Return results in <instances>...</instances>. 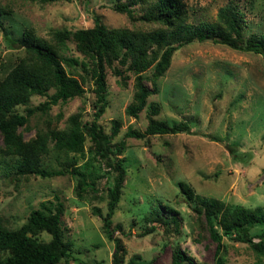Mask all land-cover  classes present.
<instances>
[{"label": "rangeland", "instance_id": "obj_1", "mask_svg": "<svg viewBox=\"0 0 264 264\" xmlns=\"http://www.w3.org/2000/svg\"><path fill=\"white\" fill-rule=\"evenodd\" d=\"M116 0H0L10 10L0 16V78L23 53L22 30L32 27L40 36L53 28L71 30L93 25L97 14L109 28H141L148 30L154 23L140 19L141 11L135 6V16L113 9ZM187 6V23H209L216 19L217 11L226 4L235 5L243 15L244 36L255 33L264 35V0H183ZM3 34L13 39V44L2 39ZM66 55L81 60L74 45L67 43ZM123 79L106 68L108 108L97 120L106 133L110 132L112 119L120 121L112 145L122 142L126 177L119 202L111 218L114 238L122 247V264H171L174 245L196 264H216V242L210 237L202 217L192 211L190 204L181 198L177 183L185 182L194 193L206 198H216L228 205L264 209V60L251 51L233 49L206 38L179 45L171 63L159 78L156 86L149 79L143 83L152 91L137 117L127 115L126 105L133 94L134 76L117 62ZM76 68H78L76 66ZM153 67L142 72L150 77ZM127 74V77L124 75ZM85 77L86 92L66 102L50 105L36 111L28 118V128H19L25 140L35 135L38 128L57 125L64 128L66 119L76 112L82 121H89L93 114V82ZM156 91L153 92V88ZM32 95L28 106L35 107L47 99ZM157 105L155 118L169 123L184 121L188 132L154 134L144 138L125 136L127 128L143 131L148 122L150 105ZM23 113L24 107L17 106ZM2 144L0 137V146ZM51 142H49V145ZM88 143L85 145L87 148ZM233 151L230 153L228 148ZM114 151L113 146H111ZM52 150V149H51ZM43 159L45 170L60 168L72 154L51 151ZM76 156V167L85 162L95 171L93 189L77 195L76 180L70 175H53L42 178L20 175L0 159V215L22 223L32 208L41 201L63 204L61 227L63 239L69 242L68 263L58 264H110L114 241L107 239L101 229V215L106 212V191L112 185L113 172L99 159ZM113 160V155H111ZM87 158V159H86ZM7 162L10 160L7 159ZM158 205L161 215L176 214L177 231L163 226L147 234L145 228L155 224L152 209ZM166 207L172 209L168 212ZM169 209V210H170ZM171 211V210H170ZM18 225V224H17ZM119 226V228L117 227ZM220 232L219 225L215 226ZM253 227L248 233H257ZM45 240L49 236L42 232ZM222 264H264V256L255 253L248 242L221 240Z\"/></svg>", "mask_w": 264, "mask_h": 264}, {"label": "trees", "instance_id": "obj_2", "mask_svg": "<svg viewBox=\"0 0 264 264\" xmlns=\"http://www.w3.org/2000/svg\"><path fill=\"white\" fill-rule=\"evenodd\" d=\"M135 6L141 11L138 16L140 19L154 23L152 28H109L97 14L92 16L91 27L75 30L66 27L53 28L46 36H39L32 27H26L22 30L23 53L0 78V159L5 166H10L15 173L24 176L36 175L45 178L70 175L76 180L75 189L79 196L86 190L93 189L97 174L94 170H88V167L92 166L90 162L84 161L83 169L76 167V156H81L80 159L83 160L88 152L91 158L97 155L112 170V185L106 191V212L101 215L98 209L93 210L94 214L101 216V229L107 239L114 241L110 264L123 262L122 247L114 238L111 218L122 193L126 168L123 157H117L122 151L123 143L112 145V139L119 131L120 121L112 119L109 133H106L97 121L108 108L106 68H112L113 73L120 76V80L123 79L120 68L113 66V63L117 62L134 76L132 99L126 105L125 112L137 117L146 104L147 96L152 92L144 85V79H149L152 85L156 86L169 67L174 50L183 43L210 38L213 42L233 49L259 54L264 60V35L251 33L244 36L243 15L235 5L226 4L220 7L213 22L196 24L187 23V6L183 0H116L113 9L133 18ZM9 13L10 10L0 4V16ZM0 30L4 33L1 24ZM3 33L2 39L13 44V39ZM68 42L81 54V60L64 53ZM150 66L153 71L150 77H147L142 72ZM83 72L88 74L93 82L94 111L91 119L82 121L81 114L76 112L66 119L64 128L57 125L48 126L46 129L38 128L33 137L23 139L19 128L29 127V116L36 111H44L51 104L66 102L85 94ZM156 90L154 87L153 92ZM32 95L48 98L37 106L30 107L28 104ZM17 106L24 107L23 113L17 111ZM157 112V105L151 104L145 129L139 131L129 127L125 136L139 139L148 135L176 134L190 130L184 121L169 123L155 118ZM51 149L56 151V154L72 156L69 161L63 162L60 168L45 170L43 159ZM229 151L232 153L233 150L230 148ZM111 155L113 160L110 159ZM7 159L10 160V165ZM177 187L181 198L190 204L197 216L202 217L210 237L216 242V264H222L218 254L221 252L223 236L248 242L258 256H264L262 207L247 208L237 204L230 206L222 200L194 193L185 182L177 183ZM169 209L166 207L168 212H173ZM152 212L155 224L145 228L142 234L154 230L157 225L166 229L172 226L173 230L177 231L179 220L174 212L168 217H163L158 205L153 207ZM62 213L63 204L56 197V201H41L38 207L30 209L22 223L13 224V221L0 215V264H58L61 261L68 263L70 245L63 239ZM217 225L221 229L220 232L215 227ZM256 226L259 231L249 234L248 231ZM42 232L49 236L48 240L39 236ZM127 264L138 263L130 261ZM171 264L196 263L186 256L178 245H174Z\"/></svg>", "mask_w": 264, "mask_h": 264}]
</instances>
